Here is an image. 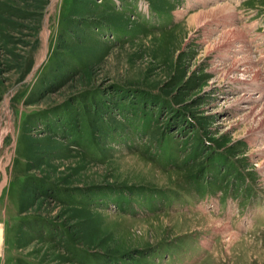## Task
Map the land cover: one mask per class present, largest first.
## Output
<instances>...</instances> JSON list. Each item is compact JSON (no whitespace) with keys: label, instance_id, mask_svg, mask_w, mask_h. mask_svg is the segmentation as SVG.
<instances>
[{"label":"rangeland","instance_id":"obj_1","mask_svg":"<svg viewBox=\"0 0 264 264\" xmlns=\"http://www.w3.org/2000/svg\"><path fill=\"white\" fill-rule=\"evenodd\" d=\"M263 16L0 0V264H264Z\"/></svg>","mask_w":264,"mask_h":264},{"label":"bare ground","instance_id":"obj_2","mask_svg":"<svg viewBox=\"0 0 264 264\" xmlns=\"http://www.w3.org/2000/svg\"><path fill=\"white\" fill-rule=\"evenodd\" d=\"M231 12H232V9L227 4H224V5L215 7L213 9H210L208 11L197 12L191 17L190 21L192 24L196 23L197 21L198 22L199 21L205 22L207 20L209 21V19H214L217 16L220 17V16L229 15ZM241 38H242V35H241L240 31H238V30L234 31L233 30V31H230V32L225 34L224 40L241 41ZM243 71L245 72V70H243ZM207 218H210V217H207ZM214 221H216L218 223L217 220H214ZM236 236L237 235L231 234V237H236Z\"/></svg>","mask_w":264,"mask_h":264},{"label":"crops","instance_id":"obj_3","mask_svg":"<svg viewBox=\"0 0 264 264\" xmlns=\"http://www.w3.org/2000/svg\"><path fill=\"white\" fill-rule=\"evenodd\" d=\"M261 19V20H260ZM258 19V22H253L251 25H245L243 27H236L241 30V32L246 36L249 31H256L258 28H260L262 25L259 24V22H264L263 17Z\"/></svg>","mask_w":264,"mask_h":264}]
</instances>
